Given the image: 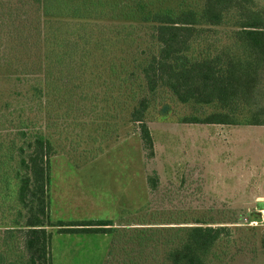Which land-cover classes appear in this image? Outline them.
Here are the masks:
<instances>
[{
	"label": "rangeland",
	"instance_id": "1",
	"mask_svg": "<svg viewBox=\"0 0 264 264\" xmlns=\"http://www.w3.org/2000/svg\"><path fill=\"white\" fill-rule=\"evenodd\" d=\"M205 2L0 0V111H10L11 121L0 120V136L13 135L23 120L44 130L52 115V264H162L184 241L180 228L196 224L224 228L206 264H264V217L252 220L253 212L264 213V126L188 123L220 110L183 104L163 86L150 93L142 73L160 48L155 14H201ZM253 7L264 12V0ZM236 21L228 13L221 26L199 25L191 56L243 54L234 38ZM32 70V82L24 83ZM49 82L63 91L58 98L51 92L48 113L32 88L47 89ZM262 95L254 109L236 110L239 123L256 114L264 118ZM142 99L153 153L132 115ZM83 105L86 112L96 109V117L81 120L75 110ZM14 108H24L27 119ZM90 220H113L121 232H57L58 221Z\"/></svg>",
	"mask_w": 264,
	"mask_h": 264
},
{
	"label": "trees",
	"instance_id": "2",
	"mask_svg": "<svg viewBox=\"0 0 264 264\" xmlns=\"http://www.w3.org/2000/svg\"><path fill=\"white\" fill-rule=\"evenodd\" d=\"M253 1L206 0L201 14L193 10H183L178 14H155V37L160 48L142 69L150 93L163 86L183 104H216L220 110L204 119L191 118L188 123L264 126V118L257 114L240 123L235 118V112L241 106L251 110L260 105L255 98L264 94L261 92L264 87V12L254 8ZM228 13H235L237 17L239 30L234 38L243 54L236 57L223 52L212 58H193L190 54L191 38L198 34V26H221ZM3 50H7L6 47ZM28 74V78L22 81L29 84L36 73ZM48 84L47 89L33 86L32 90L34 98L49 113L52 105L50 95L53 93L58 98L63 89L56 84L51 85V82ZM86 108L83 105L75 110L81 113V120L84 119L82 115L96 117V109L86 112ZM14 109L24 117V108ZM147 109L148 103L142 99L139 109L132 115L134 121L140 124L144 148L153 153V139L143 119ZM0 115V120L3 119L1 125L11 123L6 119L10 111L5 115L1 110ZM50 117L52 115L47 117L49 124L44 130L36 129L35 123H30V120L29 124L23 120L20 125L15 124L16 129L9 127L13 135L5 132L4 136H0V227L3 228L0 229V264H52L53 234L47 230L52 226L49 225L48 186L49 160L55 147L48 134L52 127ZM85 123L87 125L88 122ZM4 214L10 218L3 220ZM114 224L113 220L58 221L56 226L59 234L116 236L121 230ZM179 231L185 233L184 241L169 252L166 262L162 264H206L205 256L220 240L224 228L196 224L180 228ZM19 238L23 239V245H18Z\"/></svg>",
	"mask_w": 264,
	"mask_h": 264
},
{
	"label": "water",
	"instance_id": "3",
	"mask_svg": "<svg viewBox=\"0 0 264 264\" xmlns=\"http://www.w3.org/2000/svg\"><path fill=\"white\" fill-rule=\"evenodd\" d=\"M261 206H263V204H261ZM252 220H253V222H259L262 220V214H261L260 210L253 212Z\"/></svg>",
	"mask_w": 264,
	"mask_h": 264
},
{
	"label": "built area",
	"instance_id": "4",
	"mask_svg": "<svg viewBox=\"0 0 264 264\" xmlns=\"http://www.w3.org/2000/svg\"><path fill=\"white\" fill-rule=\"evenodd\" d=\"M261 214H262V211H261ZM264 214V213H263ZM262 214V219H263V217H264V215ZM256 223V222H255Z\"/></svg>",
	"mask_w": 264,
	"mask_h": 264
},
{
	"label": "crops",
	"instance_id": "5",
	"mask_svg": "<svg viewBox=\"0 0 264 264\" xmlns=\"http://www.w3.org/2000/svg\"><path fill=\"white\" fill-rule=\"evenodd\" d=\"M261 204H263V203H261ZM263 206H264V204H263Z\"/></svg>",
	"mask_w": 264,
	"mask_h": 264
}]
</instances>
